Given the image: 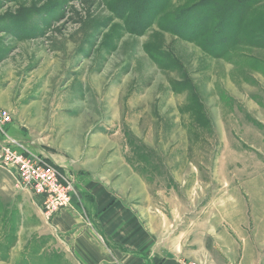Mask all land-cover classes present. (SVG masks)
<instances>
[{"label": "rangeland", "instance_id": "1", "mask_svg": "<svg viewBox=\"0 0 264 264\" xmlns=\"http://www.w3.org/2000/svg\"><path fill=\"white\" fill-rule=\"evenodd\" d=\"M200 1L0 0L4 249L36 210L54 218L10 171L14 140L71 173L83 209L108 187L183 264H264V0H248L247 23L202 21Z\"/></svg>", "mask_w": 264, "mask_h": 264}, {"label": "crops", "instance_id": "2", "mask_svg": "<svg viewBox=\"0 0 264 264\" xmlns=\"http://www.w3.org/2000/svg\"><path fill=\"white\" fill-rule=\"evenodd\" d=\"M108 189H99L107 198L94 190L84 209L81 202L73 203L77 220L64 210L47 224L36 210L37 224L21 221V226L10 230L8 224L9 232L16 231L12 235L15 241L6 249L0 245L5 252L0 264H32L44 254L52 264H183L190 260L181 245L176 248L169 238H156L153 223H145L135 208L125 205Z\"/></svg>", "mask_w": 264, "mask_h": 264}, {"label": "built area", "instance_id": "3", "mask_svg": "<svg viewBox=\"0 0 264 264\" xmlns=\"http://www.w3.org/2000/svg\"><path fill=\"white\" fill-rule=\"evenodd\" d=\"M1 124L2 121H0ZM9 141L6 155H10L8 165L16 175L17 184L22 190L41 198V212L55 216L61 210H72L76 198L75 179L71 173L61 172L44 155L33 154L23 144ZM75 209V208H74ZM82 218V216H81ZM194 264V263H189Z\"/></svg>", "mask_w": 264, "mask_h": 264}, {"label": "trees", "instance_id": "4", "mask_svg": "<svg viewBox=\"0 0 264 264\" xmlns=\"http://www.w3.org/2000/svg\"><path fill=\"white\" fill-rule=\"evenodd\" d=\"M225 1V2H224ZM232 0H222L221 2H219L218 0L217 1H215V0H204L202 3H201V1L200 2H198L197 4H195L194 5V9L196 10V8L197 7H203L204 8V10H205V18L204 19H202V21H207V18H209V15L211 14H216V16L215 17H222V18H224V17H226V16H230V14L231 15H233V14H235L236 12H238L241 16H240V18L241 19H246L245 20V22L247 21V13H248V11H247V9H248V6L249 5H247L248 3H249V1L248 0H233V3H232V5H231V3L229 4V2H231ZM225 3V4H224ZM226 5H231L232 6V9H233V11H230V12H227V14L226 15H224V16H222V12H223V9H221L222 7H225ZM211 9V10H210ZM210 12V13H209ZM238 14V15H239ZM196 17H193V21H196V19H195ZM182 19V18H181ZM241 19H240V21H241ZM221 21V20H220ZM190 22H192V20L190 21ZM199 22V19L197 20V23ZM224 22V21H223ZM193 23V22H192ZM247 23V22H246ZM223 24V23H222ZM226 24V23H225ZM191 26V25H190ZM189 26V27H190ZM204 26V25H203ZM227 26V25H226ZM207 27V26H206ZM239 26H237V28H238ZM248 27V25H246V28ZM181 28L183 29V24L181 25ZM226 28L227 27H225V25L224 26H222L221 27V30H220V32H219V34H213V39H216V40H218V41H221V40H219V39H217V38H221L222 36V30H226ZM193 29V28H192ZM248 29V32H250L251 33V28L249 27V28H247ZM175 33H176V36H178L179 38H181L182 36H180V35H182V33H183V30H180V28H179V30H178V28L177 27H175V31H174ZM181 33V34H180ZM240 34V36L239 37H241V36H243V34L242 33H239ZM257 36L256 37H259L258 36V32H257V34H256ZM191 38L189 39V40H195V34H193V35H191L190 36ZM243 38H244V36H243ZM245 38H250L249 36L247 37H245ZM252 38H254V37H252ZM182 39V38H181ZM225 42V41H224ZM207 45H212V44H207ZM220 45H226V43H222V44H220ZM220 45H218L219 47H220ZM207 51V50H206ZM209 54V53H208ZM210 56H214V57H216V58H219L221 55H218V54H216V53H212L211 52V54H209Z\"/></svg>", "mask_w": 264, "mask_h": 264}]
</instances>
